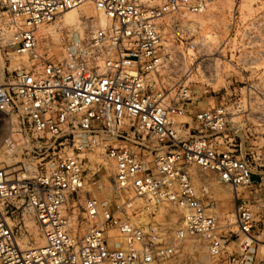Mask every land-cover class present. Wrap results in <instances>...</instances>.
Segmentation results:
<instances>
[{
    "label": "built area",
    "instance_id": "2783aa9c",
    "mask_svg": "<svg viewBox=\"0 0 264 264\" xmlns=\"http://www.w3.org/2000/svg\"><path fill=\"white\" fill-rule=\"evenodd\" d=\"M210 1L0 0V53L10 49L33 62L0 74V112L15 117L20 131L32 138L72 131L75 139L72 152L33 179H10L0 169V264H161L194 236L204 238L212 257H222L232 235L223 234L215 193L193 184V165L214 171L235 190L236 221L246 239L228 263L255 264L262 248L264 264V226L240 193L254 186L253 167L220 140L227 108L194 112L200 133L193 134L180 120L187 113L184 101H167L154 79L163 67V18L202 13ZM86 3L106 16L108 25L82 17L78 28L62 36V53L45 55L41 27L55 23L62 29V16ZM177 99H190L189 91L181 90ZM147 136L161 149L149 145ZM102 144L114 164L118 192L131 191L152 206L167 204L182 213L174 233L137 222L131 199L115 207L88 194L83 155ZM82 193L85 200L77 208ZM15 202L34 216L40 244L21 248L25 213L21 220ZM83 223L89 226L80 234Z\"/></svg>",
    "mask_w": 264,
    "mask_h": 264
},
{
    "label": "rangeland",
    "instance_id": "374dc122",
    "mask_svg": "<svg viewBox=\"0 0 264 264\" xmlns=\"http://www.w3.org/2000/svg\"><path fill=\"white\" fill-rule=\"evenodd\" d=\"M79 12L81 18L99 22L92 3H86ZM72 28L66 23L62 29L55 23L41 27L43 53L60 55L61 38ZM161 55L163 67L154 76L156 87L163 91L167 101H184L187 113L180 120L189 123L193 134L200 133L194 112L219 106L227 108L228 122L220 139L222 147L251 162L255 184L252 188L240 189V193L255 212L259 226H264V0H211L202 13L167 15L163 18ZM32 63L26 56L10 53V49L1 51L0 74ZM183 89L189 91L190 99H177ZM146 141L161 149L158 140L147 136ZM74 143L72 131L43 133L32 138L20 131L15 117L0 112V169L6 171L10 179H33L45 174L56 160L75 149ZM124 144L135 148L130 141ZM105 149L103 144L95 145L83 155L88 194L115 207L131 199L136 207L137 222H154L165 232L174 233L181 225L182 213L167 204L152 206L131 191L118 192L115 167L107 159ZM190 174L198 190L209 186L218 199L220 225L226 226L223 234L232 235L228 252L222 257H212L204 238L194 236L183 241L177 254L161 264H229V255L240 254V242L246 239L236 221L235 190L222 183L214 171L198 165L190 167ZM85 194L77 199V208L82 207ZM15 203L19 206L21 220L22 212L25 213L19 235L21 248L40 244L42 233L34 216L24 205ZM88 226L81 224L78 232L85 233ZM109 234L115 235L116 231ZM261 249L255 264H261Z\"/></svg>",
    "mask_w": 264,
    "mask_h": 264
},
{
    "label": "bare ground",
    "instance_id": "6f19581e",
    "mask_svg": "<svg viewBox=\"0 0 264 264\" xmlns=\"http://www.w3.org/2000/svg\"><path fill=\"white\" fill-rule=\"evenodd\" d=\"M80 8L71 9V10L67 11L62 16V19L64 20V22L67 25H69L70 27H73V28H78L79 27V24H80V21H81V19H80L81 18L80 17L81 12H79ZM98 14H99V22L101 24H103V25H108L109 19L106 16H104L103 14H101V13H98ZM30 224H31V222H30ZM186 240H187V238L184 239V241H186Z\"/></svg>",
    "mask_w": 264,
    "mask_h": 264
}]
</instances>
